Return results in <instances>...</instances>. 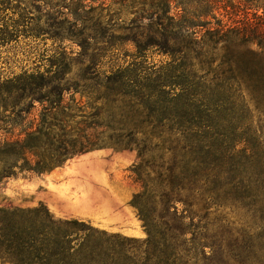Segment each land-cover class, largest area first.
<instances>
[{
	"label": "trees",
	"instance_id": "16d2710c",
	"mask_svg": "<svg viewBox=\"0 0 264 264\" xmlns=\"http://www.w3.org/2000/svg\"><path fill=\"white\" fill-rule=\"evenodd\" d=\"M234 2L243 21L212 15ZM0 6L7 11L8 0ZM144 9L146 44L127 41L139 53L163 48L177 62L162 76L178 82L158 83L160 93H63L53 84L68 74L64 51L44 73H24V84V75L0 74V187L107 147L136 151L131 206L146 239L55 219L42 206L0 208L1 264H264V0H149ZM21 23H2L0 42L33 35ZM132 76L119 68L114 80L125 86ZM228 207L247 221L210 218Z\"/></svg>",
	"mask_w": 264,
	"mask_h": 264
},
{
	"label": "rangeland",
	"instance_id": "374dc122",
	"mask_svg": "<svg viewBox=\"0 0 264 264\" xmlns=\"http://www.w3.org/2000/svg\"><path fill=\"white\" fill-rule=\"evenodd\" d=\"M8 4L9 9L4 12L0 6V25L9 20L22 21L24 24L20 25L33 35H23L9 43L0 42L2 81L24 73H44L51 67V58L64 51L72 57L68 74L53 84L64 89L63 93H160L158 83L178 82L162 76L169 63L177 62L163 54V48L139 53L135 44L127 41L137 37L142 45L146 44L150 33L147 21L142 20V10H147L144 5H148L149 0H8ZM199 4L200 0H194L195 7ZM56 5L59 8H55ZM236 6L234 2L233 9H219L212 15L223 22L227 21V15L243 21L245 11ZM248 13L247 17L251 18L253 12ZM203 21L194 20L197 30H201L199 26ZM206 21L213 22L211 17ZM36 33L39 36L36 37ZM160 40L163 42L161 36ZM89 66L91 70L87 71ZM126 67L131 68L135 76L123 86L114 80V75L117 69ZM22 79L19 83H26L25 75ZM49 79L53 80V76ZM170 89L174 90L172 93H179L180 88ZM108 135V132L102 134L103 138ZM154 144L161 146L159 142ZM97 151L100 152L88 156L89 159L76 157L49 175L9 180L0 187V208L42 206L55 219L81 221L107 235L142 242L146 234L131 206L133 196L140 192L130 172L138 163L137 153L109 147ZM159 153L155 152L158 156ZM122 198L127 199L130 215L120 211ZM178 207L181 209L180 205ZM193 209L205 214L201 205ZM209 214L211 219L226 215L236 226L247 221L243 212L230 207L219 213L213 208Z\"/></svg>",
	"mask_w": 264,
	"mask_h": 264
},
{
	"label": "crops",
	"instance_id": "0c3cea01",
	"mask_svg": "<svg viewBox=\"0 0 264 264\" xmlns=\"http://www.w3.org/2000/svg\"><path fill=\"white\" fill-rule=\"evenodd\" d=\"M100 151H96V152H91V153H88V154H85L83 156H81L82 158H88V156H95L96 154H98ZM127 199H124L122 198L120 200V204H121V207H120V211L121 213H123L124 215H130V212H129V209L127 208Z\"/></svg>",
	"mask_w": 264,
	"mask_h": 264
}]
</instances>
